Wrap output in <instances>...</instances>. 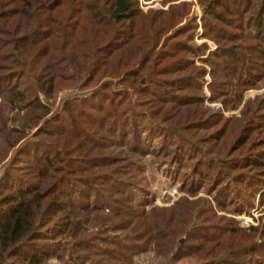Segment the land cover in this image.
I'll use <instances>...</instances> for the list:
<instances>
[{
	"label": "trees",
	"instance_id": "obj_1",
	"mask_svg": "<svg viewBox=\"0 0 264 264\" xmlns=\"http://www.w3.org/2000/svg\"><path fill=\"white\" fill-rule=\"evenodd\" d=\"M196 1L0 0V264H264V0Z\"/></svg>",
	"mask_w": 264,
	"mask_h": 264
},
{
	"label": "rangeland",
	"instance_id": "obj_2",
	"mask_svg": "<svg viewBox=\"0 0 264 264\" xmlns=\"http://www.w3.org/2000/svg\"><path fill=\"white\" fill-rule=\"evenodd\" d=\"M140 7L144 11L148 9H165L161 4L162 0H139ZM187 2H191V15L193 14L196 16V20L198 23V33L194 37V42L196 44L205 43L209 47V51L214 50L216 48V44L212 41H208L205 39H199V36L202 34V28L200 26V17L202 16V10L199 8L196 0H186ZM206 94L207 90L204 89ZM264 93V89L261 90H249L245 93V99L249 97H253L254 95H259ZM79 92L75 89L66 90L60 92L54 101L53 110L59 112L63 101L66 100L68 97L73 95H78ZM212 106L216 108H221L219 103H214ZM225 115H229V113H224ZM9 116V114H8ZM1 172V169H0ZM142 173L145 176L146 187L148 191H150V197L158 206H168L175 202L179 197L183 196L184 194L180 190V182H174L166 172V166L158 165L152 156L147 157L143 162ZM176 190V192H175ZM251 216H244V215H236L235 218L239 221V225L243 227H248L249 225H259L264 223V213H261V210H252ZM48 264H58L56 260H51ZM133 264H165L164 259L156 256L153 252L148 251L143 255H139L134 258ZM180 264H195L192 260H184L181 261Z\"/></svg>",
	"mask_w": 264,
	"mask_h": 264
},
{
	"label": "water",
	"instance_id": "obj_3",
	"mask_svg": "<svg viewBox=\"0 0 264 264\" xmlns=\"http://www.w3.org/2000/svg\"><path fill=\"white\" fill-rule=\"evenodd\" d=\"M42 101H43L44 103H46L44 98H42ZM263 226H264V223H263ZM181 241H182V240H181Z\"/></svg>",
	"mask_w": 264,
	"mask_h": 264
},
{
	"label": "built area",
	"instance_id": "obj_4",
	"mask_svg": "<svg viewBox=\"0 0 264 264\" xmlns=\"http://www.w3.org/2000/svg\"><path fill=\"white\" fill-rule=\"evenodd\" d=\"M175 192H176V190H175Z\"/></svg>",
	"mask_w": 264,
	"mask_h": 264
}]
</instances>
